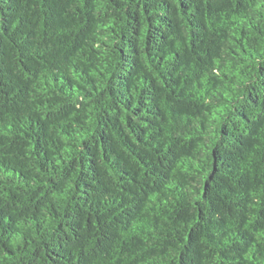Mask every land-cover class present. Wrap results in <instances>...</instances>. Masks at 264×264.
<instances>
[{"label": "trees", "instance_id": "1", "mask_svg": "<svg viewBox=\"0 0 264 264\" xmlns=\"http://www.w3.org/2000/svg\"><path fill=\"white\" fill-rule=\"evenodd\" d=\"M0 264H264V0H0Z\"/></svg>", "mask_w": 264, "mask_h": 264}]
</instances>
